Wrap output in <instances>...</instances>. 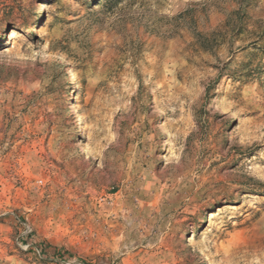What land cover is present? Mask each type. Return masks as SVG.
I'll return each instance as SVG.
<instances>
[{"label": "rangeland", "instance_id": "1", "mask_svg": "<svg viewBox=\"0 0 264 264\" xmlns=\"http://www.w3.org/2000/svg\"><path fill=\"white\" fill-rule=\"evenodd\" d=\"M0 264H264V0H0Z\"/></svg>", "mask_w": 264, "mask_h": 264}, {"label": "bare ground", "instance_id": "2", "mask_svg": "<svg viewBox=\"0 0 264 264\" xmlns=\"http://www.w3.org/2000/svg\"><path fill=\"white\" fill-rule=\"evenodd\" d=\"M68 74H71L72 70L68 67L67 68ZM263 84V83H262ZM76 149H81V145L79 143L76 144ZM183 233L180 235L181 237H183Z\"/></svg>", "mask_w": 264, "mask_h": 264}]
</instances>
